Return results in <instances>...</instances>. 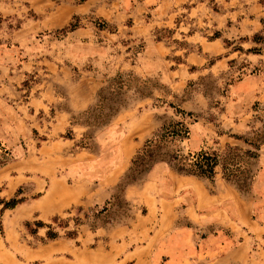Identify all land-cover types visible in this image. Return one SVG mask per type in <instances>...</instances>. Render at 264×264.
Segmentation results:
<instances>
[{"label": "rangeland", "instance_id": "374dc122", "mask_svg": "<svg viewBox=\"0 0 264 264\" xmlns=\"http://www.w3.org/2000/svg\"><path fill=\"white\" fill-rule=\"evenodd\" d=\"M202 1L205 8H198L191 15H187L188 9L198 2L177 8L178 14L187 18L180 16L177 29L156 28L155 36L169 41L177 50L192 49L197 44L179 35L172 38L173 31H195L196 39L218 38L224 43L223 52L229 64L224 63L222 71L218 67L215 71L196 72L197 77L185 84V90L172 96L159 74L143 75L138 63L144 41L122 33L130 30L133 22L143 19L139 9L132 12V15L138 13L137 18L121 15L112 19V0H0V142L12 154L0 167V201H3L0 202V264H109L106 256L112 251L109 233L112 225H131L136 213L145 211L122 195L123 178L113 197L111 193L100 204L70 205L55 192L46 194L48 185L59 187L61 182L67 187L83 169L90 170L75 165L76 162L64 164L65 160L55 155L57 146L52 144L68 137V130L61 135L50 130L56 111L67 107L71 94L83 103L91 101L88 107L94 105L100 89L118 74L124 76L126 83L125 107H138L144 102L138 88L145 85L146 90L153 91V105L160 109L155 133L160 132L162 125L176 120H183L189 126L194 121L211 120L218 126L225 121L226 126H219L207 139L208 150L228 163L230 174L247 177L245 184L249 187L264 164V144L258 158L242 159L235 165H231L236 160L228 158L227 148L229 145L247 148L240 137L249 136L250 131L263 124L264 0ZM113 6L117 8V3ZM171 56L176 62L183 60L182 54ZM214 57H208V61H214ZM246 77L249 78L244 80ZM195 92L205 95L207 106L202 111H186L175 103ZM54 95L57 101H53ZM232 100L237 104L234 114L228 115L227 104ZM88 107L71 113V123L84 129L74 131L70 127L78 146H65L64 156H70L77 147L98 153L108 138L107 126L112 118L107 125L85 126L84 122L93 121L84 114ZM183 141H175L172 148H181L188 155ZM217 166L223 174L221 164ZM210 188L214 190L215 186ZM241 194L248 202L262 199L251 187ZM13 197L23 201L5 208V202ZM56 216L57 223L53 221ZM36 221L51 224L60 236L46 239L48 227H37ZM27 222L30 227L26 226ZM180 222L185 224L186 220L180 218ZM138 226L132 232L135 247L142 238V225ZM191 227L198 247L205 235L218 229L212 224ZM69 230L76 231V235L68 236ZM209 259L207 255L192 254L190 263L209 264ZM137 264L160 263L149 258Z\"/></svg>", "mask_w": 264, "mask_h": 264}, {"label": "crops", "instance_id": "0c3cea01", "mask_svg": "<svg viewBox=\"0 0 264 264\" xmlns=\"http://www.w3.org/2000/svg\"><path fill=\"white\" fill-rule=\"evenodd\" d=\"M194 2L198 3L188 9L187 15L198 8H205V3L202 0H112V19L121 15L137 18L138 13L132 15L134 9L135 12L139 9L143 15L140 22H133L130 30L122 33L144 41L138 63L143 75L159 74L172 96L181 94L185 84L197 77L196 72L215 71L218 67L222 71L223 64H229V58L223 52L224 43L218 38L196 39L195 31H173L172 38L176 39L179 35L197 44L192 49L177 50L169 41L155 36L156 28L177 29L182 14H178L176 9ZM116 3L117 8L113 6ZM126 52H129V46ZM171 54H182L183 60L176 62ZM210 56H215L214 61H208ZM249 77L253 78L252 75ZM239 85L237 89H240ZM53 97V101L58 100L55 95ZM154 98H143L140 106L118 111L107 126L108 138L98 153L77 147L69 153L70 156H64L67 154L65 146H78L74 143L75 136L61 142L52 141V146H57L55 155L62 157L64 164L76 162L75 165L89 167L90 170L83 169L76 176L77 180L68 183L67 187L61 182L60 188L53 183L48 185L46 194L55 192L70 205L100 204L110 198L111 193L113 197L114 189L130 167L134 155L156 131V114L160 109L158 105H153ZM175 103L186 111H202L207 106L202 92H195ZM90 104L91 101L83 103L71 94L67 98V107L56 111L50 130L61 135L70 127L74 131L80 127L84 129L80 124L71 123V113L83 110ZM236 104V100L227 104L228 115L234 114ZM219 126H226L225 121ZM219 126L211 120L194 121L190 125V135L184 142L186 149H209L207 139L213 136V132L216 133ZM260 167L251 189L262 199L248 202L236 185L228 181L222 171L219 173V166L213 180H209L180 172L167 162L155 163L142 182L125 185L122 189V195L127 200L145 211L136 213L131 225H112L109 232L112 234V251H108L106 256L109 264H137L149 258L160 264H191L192 254L209 256V264H264V164ZM212 185L215 186L214 190L210 188ZM258 203H262L259 208L256 206ZM252 211L254 214H249ZM180 218L185 219L186 223L182 224ZM208 224L216 225L218 229L205 235L198 247L191 226ZM138 225H142V238L140 245L135 247L132 232L139 228Z\"/></svg>", "mask_w": 264, "mask_h": 264}, {"label": "trees", "instance_id": "16d2710c", "mask_svg": "<svg viewBox=\"0 0 264 264\" xmlns=\"http://www.w3.org/2000/svg\"><path fill=\"white\" fill-rule=\"evenodd\" d=\"M129 76H131V74H129ZM142 82L145 84L147 83L146 81ZM146 88L147 86L144 85L142 88L137 89L141 98L150 97L153 94L152 90H146ZM126 93L127 88L124 76L118 74L106 87L100 89L97 102L84 111L85 115L93 119L92 122H84V125H107L111 121V118L120 111V108L126 106L124 103ZM256 105L259 106L260 103ZM104 109H108L109 112L104 111ZM261 111L264 112V109L262 110L261 108ZM178 112L183 113L182 110H178ZM262 123L261 128L250 131L248 134L249 136L240 137L247 148L238 145L228 146V158L230 160H236L235 163L230 162L231 165L239 163L242 159L247 161L259 157V150L264 144V119ZM190 131V126L183 120H176L167 125H162L160 132L158 131L154 133L151 138H148L142 148L138 149L134 155L130 167L122 177L124 181L123 186L142 181L155 163L167 162L180 172L193 174L209 180H213L216 173V166L221 164L224 177L234 183L240 191H244L251 187L252 183H250L248 188V185L246 186L245 184L247 177L242 178L236 174H230V172H228V163H226L225 160L220 161V157L216 152L209 151L205 148L195 151L187 150L184 142L189 137ZM67 136L73 137L71 128L68 129ZM175 141H183L184 149L189 152L188 155L184 154L181 148H172V144H174ZM11 157V150L0 142V167L5 165ZM22 201V198L13 197L9 202H5V208L14 207ZM0 202L3 203V201ZM53 221L57 223L59 218L56 216L53 218ZM34 223L37 227H48L46 239L53 240L60 236L59 232L55 230L51 224H45L42 221H36ZM58 225L60 227L68 226V224ZM26 226L30 227V223L27 222ZM32 232L34 233L35 231ZM67 235L74 236L76 235V231L69 230Z\"/></svg>", "mask_w": 264, "mask_h": 264}]
</instances>
